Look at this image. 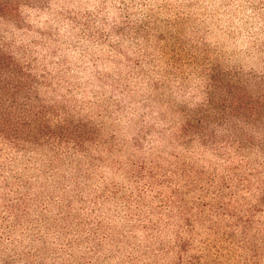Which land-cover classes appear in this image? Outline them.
Wrapping results in <instances>:
<instances>
[{
  "label": "rangeland",
  "instance_id": "374dc122",
  "mask_svg": "<svg viewBox=\"0 0 264 264\" xmlns=\"http://www.w3.org/2000/svg\"><path fill=\"white\" fill-rule=\"evenodd\" d=\"M6 7L0 264H264V0Z\"/></svg>",
  "mask_w": 264,
  "mask_h": 264
},
{
  "label": "trees",
  "instance_id": "16d2710c",
  "mask_svg": "<svg viewBox=\"0 0 264 264\" xmlns=\"http://www.w3.org/2000/svg\"><path fill=\"white\" fill-rule=\"evenodd\" d=\"M9 8H0L4 14ZM30 82L25 68L16 60L10 48L0 41V140L15 142L18 131L28 117V97L23 89Z\"/></svg>",
  "mask_w": 264,
  "mask_h": 264
}]
</instances>
